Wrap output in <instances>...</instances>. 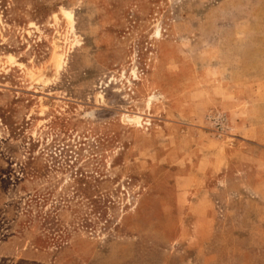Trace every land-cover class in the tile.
<instances>
[{
  "label": "rangeland",
  "instance_id": "obj_1",
  "mask_svg": "<svg viewBox=\"0 0 264 264\" xmlns=\"http://www.w3.org/2000/svg\"><path fill=\"white\" fill-rule=\"evenodd\" d=\"M0 14V264H264V0Z\"/></svg>",
  "mask_w": 264,
  "mask_h": 264
},
{
  "label": "bare ground",
  "instance_id": "obj_2",
  "mask_svg": "<svg viewBox=\"0 0 264 264\" xmlns=\"http://www.w3.org/2000/svg\"><path fill=\"white\" fill-rule=\"evenodd\" d=\"M62 13L64 14V16L66 17L67 21L69 22V27L71 31L75 30V25H74V17H73V13L69 10L66 9H62ZM2 23V19H1V14H0V25ZM159 32V30L157 31V33ZM61 41H57L54 43V62H55V66L57 68V70L61 69V67L63 66L64 62H65V56H66V52L64 51H59L62 48V43ZM6 57L8 58V62H15V59L13 57L12 54L6 55ZM31 77L33 79V81H44L45 79L43 78V76L38 75L36 76L35 73L31 74ZM124 119L125 120H129L130 122H134L137 123L139 125H141L142 123V115L139 114H135V115H131V114H125L124 115Z\"/></svg>",
  "mask_w": 264,
  "mask_h": 264
},
{
  "label": "trees",
  "instance_id": "obj_3",
  "mask_svg": "<svg viewBox=\"0 0 264 264\" xmlns=\"http://www.w3.org/2000/svg\"><path fill=\"white\" fill-rule=\"evenodd\" d=\"M90 200L92 201V204H94V207L96 211H98L100 213V209H101V200H96V199H92L90 198ZM54 220V216L52 214V212H48V222H52ZM59 245H61L59 243Z\"/></svg>",
  "mask_w": 264,
  "mask_h": 264
}]
</instances>
